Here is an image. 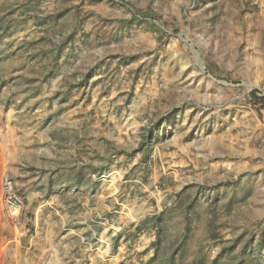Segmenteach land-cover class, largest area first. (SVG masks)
Listing matches in <instances>:
<instances>
[{
  "label": "rangeland",
  "instance_id": "obj_1",
  "mask_svg": "<svg viewBox=\"0 0 264 264\" xmlns=\"http://www.w3.org/2000/svg\"><path fill=\"white\" fill-rule=\"evenodd\" d=\"M0 264H264V0H0Z\"/></svg>",
  "mask_w": 264,
  "mask_h": 264
},
{
  "label": "built area",
  "instance_id": "obj_2",
  "mask_svg": "<svg viewBox=\"0 0 264 264\" xmlns=\"http://www.w3.org/2000/svg\"><path fill=\"white\" fill-rule=\"evenodd\" d=\"M5 208L12 218H17L24 207L25 197L18 187L17 181L6 175L2 181Z\"/></svg>",
  "mask_w": 264,
  "mask_h": 264
},
{
  "label": "crops",
  "instance_id": "obj_3",
  "mask_svg": "<svg viewBox=\"0 0 264 264\" xmlns=\"http://www.w3.org/2000/svg\"><path fill=\"white\" fill-rule=\"evenodd\" d=\"M19 187V185H18ZM20 189V188H19ZM21 191V189H20ZM22 192V191H21ZM61 211H63L65 209V211L70 212L72 215L74 212L78 211V204L76 203H71V204H64L63 200L61 201ZM87 206H89V204H86ZM105 222H103V227H102V232L104 233L105 231ZM61 235L63 237H69L71 245L73 240L75 242H77L78 238H79V226L78 224H76L75 222H73V220H71L70 222H65L62 226V232ZM105 237V236H104ZM108 238L110 239V236H108Z\"/></svg>",
  "mask_w": 264,
  "mask_h": 264
}]
</instances>
